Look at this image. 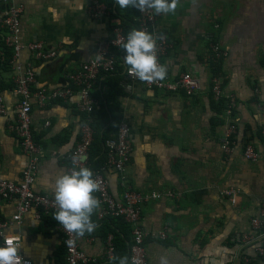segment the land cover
<instances>
[{
	"label": "crops",
	"instance_id": "crops-1",
	"mask_svg": "<svg viewBox=\"0 0 264 264\" xmlns=\"http://www.w3.org/2000/svg\"><path fill=\"white\" fill-rule=\"evenodd\" d=\"M91 1L15 0L25 7L23 44L40 43L57 57L34 61L23 50L10 72L0 68V97L6 107L0 115V180L20 182L28 163L15 130L18 98L12 86L19 73L31 67L35 89L60 88L67 84L66 75L94 56L98 44L114 38L112 8L96 18L89 11ZM156 28L170 44L162 59L166 75L176 79L191 72L202 79V89L188 95L150 90L136 81L127 91L122 64L117 73L102 76L93 92L111 116L130 124L133 151L126 174L131 186L177 194L143 205L149 264H159L161 255L169 264H236L241 237L250 232L251 218L259 214L264 199V157L250 161L243 156L247 142L264 154V0H177L173 12L158 14ZM215 43L227 52L218 61ZM215 77L226 95L237 97L232 119L239 130L230 153L222 148L229 119L226 108L218 109V102L226 99L213 95ZM79 103L77 94L45 106L32 102L33 135L41 151L34 184L38 193L53 197L56 175L71 166L85 113ZM105 175L111 192L120 197L117 173L108 169ZM226 188L236 192L235 203L224 194ZM15 213V202L0 206V220L10 221ZM37 215L33 209L22 225L10 224L6 234L21 238L18 251L33 264H66L58 222L52 215ZM91 218L95 227L79 236L81 248L94 264H118L119 258L106 256L108 229L94 214ZM161 230L166 238L158 235ZM246 251L255 255V247Z\"/></svg>",
	"mask_w": 264,
	"mask_h": 264
},
{
	"label": "built area",
	"instance_id": "built-area-1",
	"mask_svg": "<svg viewBox=\"0 0 264 264\" xmlns=\"http://www.w3.org/2000/svg\"><path fill=\"white\" fill-rule=\"evenodd\" d=\"M0 13L2 16V28L4 29V41L8 47L13 49L12 67L18 60L20 53L27 50L32 54V59L39 62H48L57 57L56 52H51L40 43L23 44L21 35V19L24 5L18 4L15 0H0ZM108 5L100 0H92L89 11L93 17H101L108 10ZM139 28H143L157 36L156 55L158 62L162 64L163 57L167 54L170 47L169 41L165 35L159 38L162 34L156 28L158 14L151 9L139 10L137 17ZM114 38L109 42L98 44L94 56L83 64L81 68L75 72L66 75L67 84L53 90L35 89L36 76L32 68H28L20 73L15 80L14 93L18 98L16 107V117H18L15 127L17 136L21 146L28 159L27 166L24 170L22 180L20 182L0 180V206L4 202H15L16 213L12 220H0V238L6 234V229L10 224L24 223L25 217L33 210H37L38 217L52 215L55 209L53 197L41 194L35 191L34 184L39 168L40 148L36 144L32 129V102L36 99L40 106L55 100H67L77 94L80 98V107L90 115L99 105V101L94 97L93 92L96 89L98 80L105 75L117 73L120 65L124 64L125 74L122 87L130 91L132 84L136 81H141L147 89L163 90L168 92L184 91L188 95H194L203 87V81L199 76L191 72H185L176 79H170L167 75L162 80L143 81L136 77L132 72L128 71V66L123 61V49L120 46L126 39V34L120 26V22L116 19L113 26ZM212 51L215 61L227 56V52L219 44H212ZM212 92L217 100L226 99V111L228 115V124L225 133L222 137V148L225 153H230L235 145V137L238 133V123L232 119L236 106L237 97L234 94L226 95L224 92L221 79L215 77L212 80ZM264 111V106H263ZM6 114V107L2 97H0V115ZM264 136V128L261 130ZM93 143V129L87 122L81 124L80 139L77 146L71 155V166L73 165V156L83 155L84 160H77L75 166L85 165L89 163V150ZM107 150V162L101 170L94 171L93 175L98 183V190L94 195L99 200L97 215L99 219L106 217L122 218L132 229V243L130 247L129 260L131 264H149L147 252V237L148 232L143 225V205L151 199H159L164 196H176L173 191H151L145 192L134 189L131 186L126 174L127 166L131 160L133 151V142L131 138L130 124L123 120L115 131V134L105 141ZM243 156L250 161H257L264 157V154L258 151L251 142H247L243 148ZM69 167V168H70ZM112 170L120 178V188L122 194L116 197L110 190V183L105 175L107 170ZM226 196L231 197L235 203L236 192L233 188L223 190ZM250 232L244 233L241 237V249L247 247H255V255H243L245 264H259L264 262V199L261 204L259 214L251 218ZM56 230L61 235V239L66 252V264H94L95 261L81 248L79 236L74 233H69L63 230L58 224ZM161 238L167 237L166 230H161L158 234ZM72 243L69 244L68 241ZM20 247V246H19ZM22 264H33L32 260L23 256ZM241 252L237 257V261ZM106 256L112 259L115 258V245L112 242V236H109L107 241ZM259 261V262H256Z\"/></svg>",
	"mask_w": 264,
	"mask_h": 264
},
{
	"label": "clouds",
	"instance_id": "clouds-1",
	"mask_svg": "<svg viewBox=\"0 0 264 264\" xmlns=\"http://www.w3.org/2000/svg\"><path fill=\"white\" fill-rule=\"evenodd\" d=\"M115 3L120 9L131 6L140 11L151 9L156 14H164L175 10L177 0H115ZM162 36L163 34L159 38ZM157 38L143 28H131L120 45L128 71L134 73L140 80L149 82L162 80L167 74L165 65L159 63L157 59ZM84 159L83 155L73 156L74 166L59 172L52 187L55 204L52 217L64 231L74 233L76 236L94 229L95 224L91 217L100 203L94 195L98 190V183L92 169L85 165L75 166L77 160ZM20 243L21 238L15 234L2 235L0 264H22V258L18 253ZM68 243L71 244L72 241L69 240ZM118 264H128V258L119 257ZM159 264H169L167 257L161 255Z\"/></svg>",
	"mask_w": 264,
	"mask_h": 264
},
{
	"label": "trees",
	"instance_id": "trees-1",
	"mask_svg": "<svg viewBox=\"0 0 264 264\" xmlns=\"http://www.w3.org/2000/svg\"><path fill=\"white\" fill-rule=\"evenodd\" d=\"M106 5L112 8L113 17L118 19L120 26L123 28L124 33L131 28H139V23L137 17L139 15V9L129 6L127 9H120L115 0H100ZM1 10H5L3 7ZM13 49L8 47L4 41L3 32L0 33V68L8 73L12 70L13 62ZM219 66V65H218ZM214 72L217 73V67ZM14 85L12 89H14ZM227 106L226 100H221L218 102V109L224 111ZM98 109V110H97ZM121 119L117 116H111L106 109L105 105L101 106V101L96 107L94 112L90 115L84 113L82 117V124L89 123L93 129V143L89 150V163L88 167L92 171L101 170L107 162V150L105 148V141L115 134L118 124ZM95 219H99L97 215V209L93 212ZM98 222V221H97ZM102 223V227H106L107 230V240L108 236L112 234V242L115 245V258L120 256L128 257L130 256V247L132 243V229L131 226L122 218L106 217L104 219H99ZM122 226V227H121ZM243 255L248 254L246 249L241 250L240 257L236 264H245L243 261ZM259 262V261H256ZM259 264H264V262H259Z\"/></svg>",
	"mask_w": 264,
	"mask_h": 264
}]
</instances>
